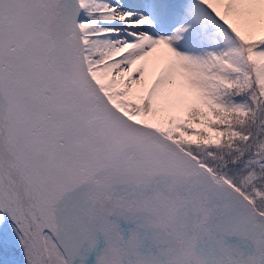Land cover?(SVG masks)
Returning <instances> with one entry per match:
<instances>
[{
  "label": "snow or ice",
  "instance_id": "6c2138e0",
  "mask_svg": "<svg viewBox=\"0 0 264 264\" xmlns=\"http://www.w3.org/2000/svg\"><path fill=\"white\" fill-rule=\"evenodd\" d=\"M0 264H264V0H0Z\"/></svg>",
  "mask_w": 264,
  "mask_h": 264
}]
</instances>
